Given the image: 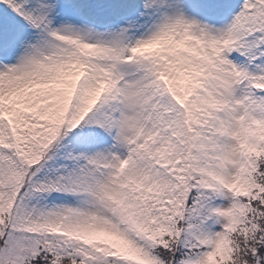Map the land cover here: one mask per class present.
Instances as JSON below:
<instances>
[{"label":"snow or ice","instance_id":"1","mask_svg":"<svg viewBox=\"0 0 264 264\" xmlns=\"http://www.w3.org/2000/svg\"><path fill=\"white\" fill-rule=\"evenodd\" d=\"M0 264H264V0H0Z\"/></svg>","mask_w":264,"mask_h":264}]
</instances>
